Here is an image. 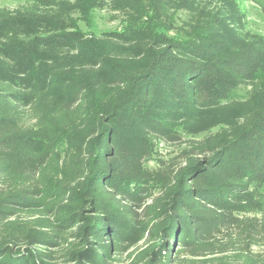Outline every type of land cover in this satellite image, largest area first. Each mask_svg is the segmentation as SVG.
Wrapping results in <instances>:
<instances>
[{"label": "trees", "instance_id": "1", "mask_svg": "<svg viewBox=\"0 0 264 264\" xmlns=\"http://www.w3.org/2000/svg\"><path fill=\"white\" fill-rule=\"evenodd\" d=\"M29 4L0 22V264H264L262 39L194 0L99 34L101 0Z\"/></svg>", "mask_w": 264, "mask_h": 264}, {"label": "rangeland", "instance_id": "2", "mask_svg": "<svg viewBox=\"0 0 264 264\" xmlns=\"http://www.w3.org/2000/svg\"><path fill=\"white\" fill-rule=\"evenodd\" d=\"M57 3L73 2L74 0H52ZM104 2L103 8H96L91 12L92 30L99 34L102 31L118 30L120 27L121 17L112 18L113 13L109 10L115 0H101ZM198 5L207 11H219L221 14L228 16V22L232 27L236 26L251 37H259L264 43V9L258 4L257 0H194ZM30 0H0V22L13 23L17 16H31ZM110 6V7H109ZM81 28L88 30L82 22L79 23ZM91 30V29H90ZM238 95L237 98H241ZM25 125H31L33 122L26 117ZM200 131L202 126L198 128ZM210 129V128H209ZM212 128L211 131H215ZM185 139L181 143L161 142L158 146L157 158L159 160H174L179 156L180 149L184 146ZM149 168L156 166L155 162L147 164ZM253 255L264 257V241L250 247Z\"/></svg>", "mask_w": 264, "mask_h": 264}]
</instances>
